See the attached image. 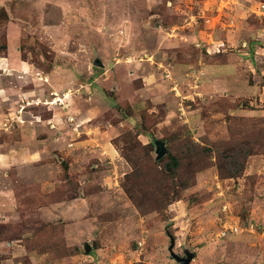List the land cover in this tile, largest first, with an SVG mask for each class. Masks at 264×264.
Masks as SVG:
<instances>
[{
    "label": "rangeland",
    "instance_id": "374dc122",
    "mask_svg": "<svg viewBox=\"0 0 264 264\" xmlns=\"http://www.w3.org/2000/svg\"><path fill=\"white\" fill-rule=\"evenodd\" d=\"M0 57V264H264V0H0Z\"/></svg>",
    "mask_w": 264,
    "mask_h": 264
},
{
    "label": "crops",
    "instance_id": "0c3cea01",
    "mask_svg": "<svg viewBox=\"0 0 264 264\" xmlns=\"http://www.w3.org/2000/svg\"><path fill=\"white\" fill-rule=\"evenodd\" d=\"M3 60H6V58L0 57V62H4ZM6 94L1 95L3 100L9 99V95H6ZM57 116L58 115L56 114V112L55 113L53 112L51 113L50 117L46 119L41 118V124H43V126H47L48 131L51 133H53V129L51 128H54L53 124L57 121L56 119ZM48 124H51V128L48 126ZM45 145L46 144L44 143L42 146L44 147ZM0 146H3V143H0ZM44 152H46L44 148L35 150L34 152H30L28 154L25 151L20 150V148H14L13 150L6 151V152L3 150H0V168L4 167L5 164H12V165L18 164V162L21 161L23 158H28L27 160H30V161L36 160L38 156L42 155ZM13 206L14 207L16 206L13 191L8 188L0 189V214H3V213L5 214V211H7L6 209L12 208Z\"/></svg>",
    "mask_w": 264,
    "mask_h": 264
},
{
    "label": "water",
    "instance_id": "95a60500",
    "mask_svg": "<svg viewBox=\"0 0 264 264\" xmlns=\"http://www.w3.org/2000/svg\"><path fill=\"white\" fill-rule=\"evenodd\" d=\"M97 64L102 65V62H97ZM166 153H167V150H166L165 148H163V149L161 150L160 156H161V155L163 156V155L166 154ZM162 156H161V157H162ZM172 248H173V244H172V246L170 247V250L172 251V256H174V257L180 262V264H191V261H192L193 258H194L192 254H189L187 258H182V257H179L178 255H176V254L173 252ZM90 250H91V247H90L89 245H87V246H86V252L89 253Z\"/></svg>",
    "mask_w": 264,
    "mask_h": 264
}]
</instances>
